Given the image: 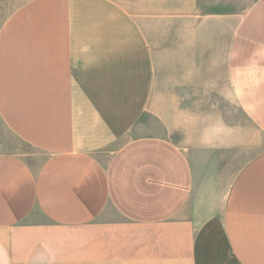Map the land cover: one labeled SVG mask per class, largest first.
<instances>
[{"label": "crops", "instance_id": "crops-1", "mask_svg": "<svg viewBox=\"0 0 264 264\" xmlns=\"http://www.w3.org/2000/svg\"><path fill=\"white\" fill-rule=\"evenodd\" d=\"M0 16V264H264V0Z\"/></svg>", "mask_w": 264, "mask_h": 264}, {"label": "rangeland", "instance_id": "rangeland-1", "mask_svg": "<svg viewBox=\"0 0 264 264\" xmlns=\"http://www.w3.org/2000/svg\"><path fill=\"white\" fill-rule=\"evenodd\" d=\"M4 9L5 8H2L1 10L4 11ZM227 111H231L229 105H227ZM21 149H25V145L13 133H10L5 126H3L0 119V152L12 153Z\"/></svg>", "mask_w": 264, "mask_h": 264}]
</instances>
